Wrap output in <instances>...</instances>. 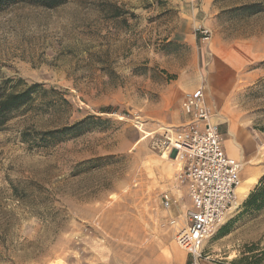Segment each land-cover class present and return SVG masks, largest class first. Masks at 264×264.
Wrapping results in <instances>:
<instances>
[{
    "label": "rangeland",
    "instance_id": "374dc122",
    "mask_svg": "<svg viewBox=\"0 0 264 264\" xmlns=\"http://www.w3.org/2000/svg\"><path fill=\"white\" fill-rule=\"evenodd\" d=\"M215 52L225 61L237 56L240 66L225 114L210 109L253 140L258 154L240 160L241 181L251 166L260 172L205 243L204 260L264 264V208H245L264 176V0H69L53 9H1L0 82L23 79L55 93L14 112L0 131V264L165 263L180 248L170 221L182 222L190 207H164L166 191L182 200L187 188L176 178L175 153L154 141L185 121L183 102L193 91L181 96L176 84L206 93ZM88 116L100 119L89 130L44 136Z\"/></svg>",
    "mask_w": 264,
    "mask_h": 264
},
{
    "label": "built area",
    "instance_id": "2783aa9c",
    "mask_svg": "<svg viewBox=\"0 0 264 264\" xmlns=\"http://www.w3.org/2000/svg\"><path fill=\"white\" fill-rule=\"evenodd\" d=\"M183 109L188 120L180 127L164 128L154 144L164 154L175 153L180 163L176 178L187 186L192 205L182 222L173 219L170 223L178 226L176 241L189 254L190 264H202L205 243L235 204L242 162L224 151L220 124L214 121L203 87L187 94ZM162 197L168 210L178 204L171 191Z\"/></svg>",
    "mask_w": 264,
    "mask_h": 264
},
{
    "label": "crops",
    "instance_id": "0c3cea01",
    "mask_svg": "<svg viewBox=\"0 0 264 264\" xmlns=\"http://www.w3.org/2000/svg\"><path fill=\"white\" fill-rule=\"evenodd\" d=\"M215 54H216L215 60L212 64L213 67H210V71L207 72V75H206L207 81L205 83V88H206V93H207L206 94L207 95V104L216 113L221 112L222 114H225L224 103L226 100V96H227L229 90L232 88V86H234V83L237 81L238 72L236 71V69L239 68L240 64H239L238 57L235 55H232V54L228 55L229 58L235 56L234 57V58H236L235 61H228L229 59L225 61L220 56H218L217 52H215ZM227 71H228V73H230V79L224 77V75H225L224 72H227ZM250 76H248V77H250ZM178 85L179 84H176L175 89L178 90V93L181 94V96L186 91L187 92L188 91H194L197 89V88L195 89L196 84L195 85L185 84L183 87H180ZM198 86L196 85V87H198ZM225 117L226 116L221 117L219 115H218V117H214V121H216L217 123L220 124L221 132L222 131L224 132V133L222 132L224 135V139H223L224 151L229 156L236 158L238 160H241V161L242 160L243 161L248 160L250 158H255L258 153L251 152L253 150V147H254L253 140H251V141L248 140L246 138L247 135L245 133L241 134V135H238L237 133H235L233 128H232V124L230 122L227 123V121H229V118L226 117V119H225ZM184 119H185V121H184V123H185L188 120V117L185 115ZM249 143H250L251 151L249 148ZM258 168L259 167H256V166L250 167V169H249L250 174H249L248 179L254 177L253 174L255 176H257V178L259 177L260 171ZM185 187L187 188V186H185ZM187 197L190 198L189 193H188V188H187V195L186 196L184 195L182 200L179 199V197L177 196L178 204L175 206V208H178L179 205L191 207L192 200L190 198L191 201H190V203H188L186 200ZM241 198H243V197H241ZM162 202H163V197H162ZM180 248L174 246L171 253L165 255L166 262L163 264H189L190 263L189 254ZM204 259L202 260V264H215V263H211V262H206Z\"/></svg>",
    "mask_w": 264,
    "mask_h": 264
},
{
    "label": "trees",
    "instance_id": "16d2710c",
    "mask_svg": "<svg viewBox=\"0 0 264 264\" xmlns=\"http://www.w3.org/2000/svg\"><path fill=\"white\" fill-rule=\"evenodd\" d=\"M69 0H0V10L10 5L26 3L44 8L53 9L62 6ZM254 11H258V5L249 6ZM49 93H55V89H47L41 83H28L23 79L13 78L3 79L0 82V131L4 130L14 112L23 108L31 107L37 98L46 97ZM100 120L95 116H88L72 126L63 127L45 132V138L55 139L57 136L70 135L72 133H82L91 129L92 123ZM245 208L247 211H259L264 208V176L259 184L250 193ZM228 228H222L220 235H225Z\"/></svg>",
    "mask_w": 264,
    "mask_h": 264
},
{
    "label": "bare ground",
    "instance_id": "6f19581e",
    "mask_svg": "<svg viewBox=\"0 0 264 264\" xmlns=\"http://www.w3.org/2000/svg\"><path fill=\"white\" fill-rule=\"evenodd\" d=\"M255 171V170H254ZM257 174V173H256ZM254 177L246 180V181H240L237 189H236V199H241V197L245 196L251 187L256 181H257V176L253 174ZM236 203V201H235Z\"/></svg>",
    "mask_w": 264,
    "mask_h": 264
}]
</instances>
